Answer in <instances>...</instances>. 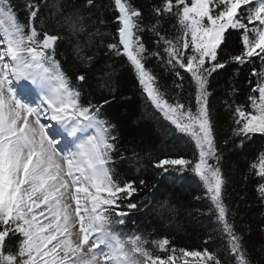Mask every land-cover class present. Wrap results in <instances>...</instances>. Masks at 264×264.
<instances>
[{
    "label": "snow or ice",
    "instance_id": "obj_1",
    "mask_svg": "<svg viewBox=\"0 0 264 264\" xmlns=\"http://www.w3.org/2000/svg\"><path fill=\"white\" fill-rule=\"evenodd\" d=\"M84 5L88 11L98 7L96 0H84ZM49 7L75 38L73 53L99 74L92 80L79 73L80 84L109 92L115 88L111 73L92 51L99 31L90 30L80 5L37 0L25 5L28 23L24 24L11 0H0V264H95L97 257L103 264L137 260L173 264L174 255L154 256L142 235L118 230L143 207L133 199L138 188L134 181L121 184L108 166L118 141L114 126L101 118L109 100L94 107L82 104L81 93L55 58L62 38L35 27ZM150 11L155 23L146 25L144 13L131 0H114L118 39L105 47L110 55L126 57L146 99L192 146L193 159H154L156 174L173 182L183 180L186 172L199 177L211 204L208 215L215 216L219 230L226 234L224 258L207 249L185 251L183 256L202 258L203 264H254L244 231L236 226L234 213L230 218L224 202L226 157L209 89L215 76L230 65L253 66L255 86L247 104L228 105L233 126L224 138V144L247 153L256 143L254 137L264 139V0H191V4L161 0ZM166 20H175L172 35L159 27ZM148 32L154 37L152 47L144 39ZM233 37L238 51L225 56ZM150 61L176 78L173 83L179 91L172 97L162 75L148 66ZM257 61L260 70L255 68ZM33 92L39 95L35 107L25 102ZM62 143H71L75 150L62 156L58 151ZM251 168L260 178L256 196L264 209V144L258 168L255 163ZM168 244L167 239L155 242L159 249ZM88 250L90 258L84 256Z\"/></svg>",
    "mask_w": 264,
    "mask_h": 264
},
{
    "label": "trees",
    "instance_id": "obj_2",
    "mask_svg": "<svg viewBox=\"0 0 264 264\" xmlns=\"http://www.w3.org/2000/svg\"><path fill=\"white\" fill-rule=\"evenodd\" d=\"M36 2L37 0H11L19 20L24 24L28 23L25 5ZM52 2L53 0H39L40 4L51 5ZM65 2L80 5L84 9L81 15L90 30L99 31V35L95 37L97 47L92 51L95 52L96 58L103 62L101 66L111 73V79L115 81L114 91L109 92L92 84L81 85L77 80L79 73L88 74L92 80H96L99 74H93L94 70L89 66V62L80 61L73 53L75 38L61 25V16L54 9H45L36 20L35 27L38 32L57 34L62 38L55 58L62 65L75 89L81 93L82 104L94 107L103 104L105 98L109 100L108 104L103 105L101 118L114 126L118 141L108 166L113 169V175L121 184L127 181L135 182L138 192L134 194L133 199L143 205L126 225L118 226V230L142 235L148 241L146 247L154 256L167 258L168 255H174L173 264L177 261L179 264H185L186 261L187 264H197V260L183 258L185 251L203 252L207 249L224 258L226 234L219 230L215 216L208 215L211 204L198 178L193 173L186 172L183 180L173 182L166 176L157 175L158 170L153 167V160L164 156L193 159L192 146L185 143L188 137L181 139L182 134L176 132L174 126L146 99L126 57L110 55L105 47L107 43L115 42L114 37L118 39L113 23L114 14L118 15L114 12V0H96L98 7L92 11L87 10L84 0ZM160 2L161 0H131V3L144 13L146 25L155 23L150 9ZM188 3L191 4V0H188ZM174 24L175 20H166L159 27L172 35L175 32ZM144 39L150 47L153 46L150 41L154 37L150 32L146 33ZM229 51H238L235 37L229 42L224 55ZM148 66L162 75L161 82L169 90L170 97L179 91L173 83L175 77L166 73L163 68L155 66L154 61H150ZM252 67L230 65L221 70L220 75L215 76L209 90L212 92L210 99L219 130L220 147L224 149L226 157L222 163L226 179L224 202L230 209V218L234 213L236 226L244 231L247 249L254 264H264V234L261 232L264 228V216L261 215L264 209L256 196L260 178L254 174L256 170L251 168L254 163L258 168L259 149L261 144H264V139L259 135L254 137L256 143L251 144L247 153L233 148L231 143L224 144V138L231 135L233 126L228 105L248 103V94L257 80V77L251 75ZM255 68L260 70L259 61L256 62ZM181 72L183 73V70ZM183 74L187 76L186 73ZM248 110L252 109L249 107ZM165 132L168 134L164 135ZM236 142H239L238 138ZM142 180L144 184L140 183ZM165 198L175 206V211L170 216L158 217L154 209L157 203ZM210 236L212 239L208 242ZM163 239H167L169 244L165 249L157 248L155 242ZM200 264H203V261H200Z\"/></svg>",
    "mask_w": 264,
    "mask_h": 264
},
{
    "label": "clouds",
    "instance_id": "obj_3",
    "mask_svg": "<svg viewBox=\"0 0 264 264\" xmlns=\"http://www.w3.org/2000/svg\"><path fill=\"white\" fill-rule=\"evenodd\" d=\"M170 208H175V206L171 204L169 199L165 198L157 203L154 211L158 217H165L173 214L169 211ZM84 256L90 258V250L85 251ZM95 264H103L102 258L97 257ZM135 264H140V262L137 260Z\"/></svg>",
    "mask_w": 264,
    "mask_h": 264
},
{
    "label": "rangeland",
    "instance_id": "obj_4",
    "mask_svg": "<svg viewBox=\"0 0 264 264\" xmlns=\"http://www.w3.org/2000/svg\"><path fill=\"white\" fill-rule=\"evenodd\" d=\"M2 48H3V45H0V49H2ZM33 93H35V92H33ZM35 94H36V93H35ZM37 101H38V99L35 100L33 95H32L31 97L25 99V102H26V103H29V105L32 106V107H35V106H36ZM30 119H31V118H30ZM45 123H47V121H45ZM61 145H62V144H61ZM59 147H60V146H59ZM59 147H58V151H59ZM60 154H61V153H60ZM65 166H66V165H65ZM101 195H102V196H106V195H108V193H101ZM73 207H74V203H73ZM188 257H189L190 259H193V260H197V261H198V259H199L200 261H202V258L191 257V256H188ZM183 258L186 259L185 256H183ZM173 262H174V261H173Z\"/></svg>",
    "mask_w": 264,
    "mask_h": 264
}]
</instances>
